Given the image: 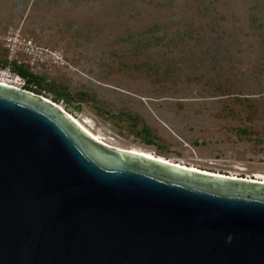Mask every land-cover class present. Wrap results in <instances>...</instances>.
Instances as JSON below:
<instances>
[{
    "label": "rangeland",
    "instance_id": "1",
    "mask_svg": "<svg viewBox=\"0 0 264 264\" xmlns=\"http://www.w3.org/2000/svg\"><path fill=\"white\" fill-rule=\"evenodd\" d=\"M19 70L114 147L264 176V0H0Z\"/></svg>",
    "mask_w": 264,
    "mask_h": 264
},
{
    "label": "water",
    "instance_id": "2",
    "mask_svg": "<svg viewBox=\"0 0 264 264\" xmlns=\"http://www.w3.org/2000/svg\"><path fill=\"white\" fill-rule=\"evenodd\" d=\"M0 264H264V183L109 147L0 83Z\"/></svg>",
    "mask_w": 264,
    "mask_h": 264
},
{
    "label": "bare ground",
    "instance_id": "3",
    "mask_svg": "<svg viewBox=\"0 0 264 264\" xmlns=\"http://www.w3.org/2000/svg\"><path fill=\"white\" fill-rule=\"evenodd\" d=\"M0 83L2 84H6L7 81L3 80V79H0ZM7 85V84H6ZM56 105V104H55ZM58 106V105H57ZM61 110H63L60 106H58ZM64 111V110H63ZM65 112V111H64ZM66 113V112H65ZM68 114V113H67ZM69 115V114H68ZM82 129H84L87 133H89L91 136H93L96 140L102 142L103 144L109 146V147H113L115 149H118V150H122V151H128V152H131V153H135V154H139V155H142L144 157H148V158H151V159H157L158 161H161V162H165V163H168V164H172V165H177L179 167H185V168H188L190 170H193V171H198L199 169L195 168V167H188L186 165H183L181 163L177 164V163H174V162H171V161H168L162 157H159V156H154L150 153H147V152H143V151H138V150H135V149H127V150H124V149H120V148H117V147H114L108 143H106L101 137H99L98 135L96 134H93L92 132H90V130L88 129V124L89 122L86 121V122H80L78 120H76L73 116L69 115ZM203 171V170H201ZM205 172H208V171H205ZM215 174V173H214ZM220 175V174H218ZM231 178H237V177H234V176H229ZM256 180L255 181H261L262 183H264V176H260V177H256L255 178ZM251 180H254V179H251Z\"/></svg>",
    "mask_w": 264,
    "mask_h": 264
},
{
    "label": "trees",
    "instance_id": "4",
    "mask_svg": "<svg viewBox=\"0 0 264 264\" xmlns=\"http://www.w3.org/2000/svg\"><path fill=\"white\" fill-rule=\"evenodd\" d=\"M19 75L22 76L23 78H26V86L24 88V90L28 91V92H31V93H34L38 96H41L43 97L41 94H40V91H34L31 87V85H34L35 87H37L38 89H41V81L39 78L37 77H32L31 75H28L24 70H19ZM45 98V97H44ZM47 99V98H45ZM48 100V99H47ZM53 103H55L56 105H58L55 101H52ZM242 178V177H241Z\"/></svg>",
    "mask_w": 264,
    "mask_h": 264
},
{
    "label": "built area",
    "instance_id": "5",
    "mask_svg": "<svg viewBox=\"0 0 264 264\" xmlns=\"http://www.w3.org/2000/svg\"><path fill=\"white\" fill-rule=\"evenodd\" d=\"M7 76V77H6ZM0 77H2L3 79H5L7 81V85L19 88V89H24L25 85H26V78H23L22 76H20L19 74H15L14 77H11V74L5 73L3 71H0Z\"/></svg>",
    "mask_w": 264,
    "mask_h": 264
},
{
    "label": "flooded vegetation",
    "instance_id": "6",
    "mask_svg": "<svg viewBox=\"0 0 264 264\" xmlns=\"http://www.w3.org/2000/svg\"><path fill=\"white\" fill-rule=\"evenodd\" d=\"M251 180V179H250Z\"/></svg>",
    "mask_w": 264,
    "mask_h": 264
}]
</instances>
